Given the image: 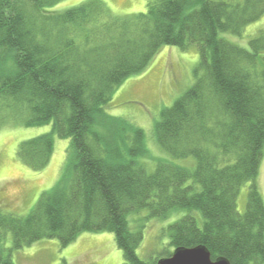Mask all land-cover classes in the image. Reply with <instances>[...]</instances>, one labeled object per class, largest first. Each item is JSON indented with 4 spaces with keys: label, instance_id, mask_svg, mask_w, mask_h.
Masks as SVG:
<instances>
[{
    "label": "trees",
    "instance_id": "obj_1",
    "mask_svg": "<svg viewBox=\"0 0 264 264\" xmlns=\"http://www.w3.org/2000/svg\"><path fill=\"white\" fill-rule=\"evenodd\" d=\"M64 0H0V130L10 122L52 130L20 143L38 172L55 138L70 140L62 178L25 216L0 206V264L44 239L67 247L84 233L114 235L124 264H157L177 248L205 246L212 259L264 263V31L239 46L264 16V0H147L144 13L117 15L101 0L50 11ZM242 39H239L241 42ZM164 47L197 48L194 86L161 112L159 147L194 170L159 159L151 173L146 132L106 108L126 80L144 73ZM170 157V158H171ZM250 184L246 210L238 209ZM186 211L169 224L153 260L138 250L143 231L129 216ZM12 245L6 248L7 237Z\"/></svg>",
    "mask_w": 264,
    "mask_h": 264
},
{
    "label": "rangeland",
    "instance_id": "obj_2",
    "mask_svg": "<svg viewBox=\"0 0 264 264\" xmlns=\"http://www.w3.org/2000/svg\"><path fill=\"white\" fill-rule=\"evenodd\" d=\"M89 0H64L50 11L63 12ZM117 15L144 13L147 0H101ZM52 11V12H54ZM264 31V16L246 28L243 36L222 35L229 41L248 48L250 39ZM239 39H242L239 42ZM200 61L197 48L183 51L178 47H164L148 69L133 76L121 85L106 111L118 118H124L146 132L149 155L140 162L151 173L155 172L159 159L171 160L174 164L194 170L196 161L173 159L162 150L155 137V124L161 119V112L171 108L175 101L189 91L196 81V70ZM51 125L24 127L20 123L6 125L0 130V206L10 214L25 217L37 204L44 192L51 190L62 178L66 165L70 140L55 138V153L47 168L34 171L17 156L20 143L48 134ZM171 157V158H170ZM264 199V158L257 180ZM250 184H246L238 199V209L246 210ZM186 211L172 213L167 218H150L148 210L129 216L130 229L143 231L144 240L138 250L142 260L150 261L159 256L168 243L167 227L181 218ZM12 245V236L6 239V248ZM14 264H124L123 253L117 247L114 235L109 232L84 233L67 247L58 240L44 239L12 253ZM264 264V263H262Z\"/></svg>",
    "mask_w": 264,
    "mask_h": 264
},
{
    "label": "water",
    "instance_id": "obj_3",
    "mask_svg": "<svg viewBox=\"0 0 264 264\" xmlns=\"http://www.w3.org/2000/svg\"><path fill=\"white\" fill-rule=\"evenodd\" d=\"M157 264H231L225 258L212 259L211 252L205 246L177 248L172 256L162 258Z\"/></svg>",
    "mask_w": 264,
    "mask_h": 264
}]
</instances>
